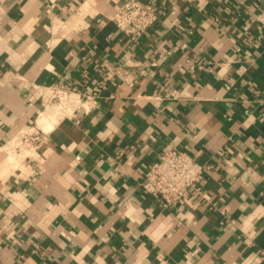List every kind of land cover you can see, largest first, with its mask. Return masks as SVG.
<instances>
[{
    "label": "crops",
    "instance_id": "1",
    "mask_svg": "<svg viewBox=\"0 0 264 264\" xmlns=\"http://www.w3.org/2000/svg\"><path fill=\"white\" fill-rule=\"evenodd\" d=\"M122 1L0 0V264H264V0H150L136 41ZM167 147L209 165L170 205L141 184Z\"/></svg>",
    "mask_w": 264,
    "mask_h": 264
},
{
    "label": "built area",
    "instance_id": "2",
    "mask_svg": "<svg viewBox=\"0 0 264 264\" xmlns=\"http://www.w3.org/2000/svg\"><path fill=\"white\" fill-rule=\"evenodd\" d=\"M111 18L118 32L127 39L136 41L157 22L159 10L150 0H124L117 6ZM94 97L92 94H83L74 111L80 108L87 112L93 105ZM67 110L66 106L62 108L64 115H67ZM38 117H41V114ZM46 134V129L34 119L10 137L5 151L8 155L21 159L29 158ZM208 167V164L199 162L195 156L180 148L167 147L161 151L157 160L147 166L141 184L144 191L164 204H175L202 178ZM260 254L264 255V250H261Z\"/></svg>",
    "mask_w": 264,
    "mask_h": 264
},
{
    "label": "bare ground",
    "instance_id": "3",
    "mask_svg": "<svg viewBox=\"0 0 264 264\" xmlns=\"http://www.w3.org/2000/svg\"><path fill=\"white\" fill-rule=\"evenodd\" d=\"M42 120H43V119H42ZM42 120H39V122H40V123H43V124H45V123H44V122H45V120H44V121H42Z\"/></svg>",
    "mask_w": 264,
    "mask_h": 264
}]
</instances>
